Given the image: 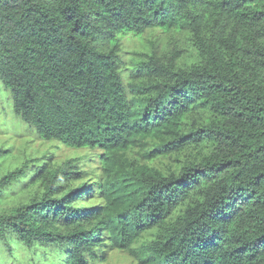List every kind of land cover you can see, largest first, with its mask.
Wrapping results in <instances>:
<instances>
[{
	"label": "trees",
	"instance_id": "trees-1",
	"mask_svg": "<svg viewBox=\"0 0 264 264\" xmlns=\"http://www.w3.org/2000/svg\"><path fill=\"white\" fill-rule=\"evenodd\" d=\"M0 80L40 137L101 149L94 181L49 153L1 174L0 250L264 264V0H0Z\"/></svg>",
	"mask_w": 264,
	"mask_h": 264
},
{
	"label": "rangeland",
	"instance_id": "rangeland-1",
	"mask_svg": "<svg viewBox=\"0 0 264 264\" xmlns=\"http://www.w3.org/2000/svg\"><path fill=\"white\" fill-rule=\"evenodd\" d=\"M145 38L149 33L143 35ZM142 39L133 36L130 33L122 37L124 58L127 62L131 61L134 56L132 52L143 50ZM0 175L8 169L20 166L28 157H41L46 153L54 155L51 162L62 161L70 157L79 158L78 163L85 172V180L94 181L101 175V159L99 148H75L66 145L60 140H47L40 137L35 128L27 124L14 111L13 101L10 92L6 90L0 80ZM46 162H50L46 160ZM28 191L19 185L5 192L7 203H15L18 200H24L28 196ZM97 193L92 194L90 203H100L96 197ZM12 250H0V264H36L37 261L43 263V257L49 250L45 248H36L27 250L21 246L13 245ZM60 253L58 255L63 257ZM49 257V256H48ZM59 259L56 260L58 263ZM40 263V264H42ZM94 264H139L138 260L129 252L121 249H107L106 259L96 261Z\"/></svg>",
	"mask_w": 264,
	"mask_h": 264
}]
</instances>
